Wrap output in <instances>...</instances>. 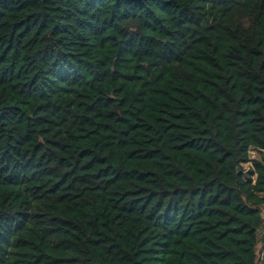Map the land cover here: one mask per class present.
Returning a JSON list of instances; mask_svg holds the SVG:
<instances>
[{"label": "trees", "instance_id": "obj_1", "mask_svg": "<svg viewBox=\"0 0 264 264\" xmlns=\"http://www.w3.org/2000/svg\"><path fill=\"white\" fill-rule=\"evenodd\" d=\"M251 150L264 0H0V264H264Z\"/></svg>", "mask_w": 264, "mask_h": 264}, {"label": "rangeland", "instance_id": "obj_2", "mask_svg": "<svg viewBox=\"0 0 264 264\" xmlns=\"http://www.w3.org/2000/svg\"><path fill=\"white\" fill-rule=\"evenodd\" d=\"M249 157H250L249 158L250 162L248 164L242 165V168H243L244 172L253 171V168H254L253 165H254L255 162H258L261 165H264V160H263L264 156L258 150H251L250 154H249ZM255 179H256V176H253V182H254ZM261 237H262V233L259 232L258 233V238L261 239ZM259 247H262V243H259ZM263 256H264V253L262 252L259 255L260 261H262Z\"/></svg>", "mask_w": 264, "mask_h": 264}]
</instances>
